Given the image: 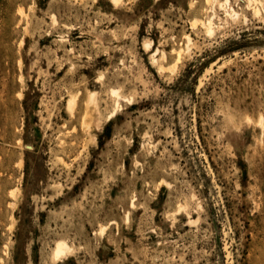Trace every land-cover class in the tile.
Returning <instances> with one entry per match:
<instances>
[{
  "label": "rangeland",
  "instance_id": "rangeland-1",
  "mask_svg": "<svg viewBox=\"0 0 264 264\" xmlns=\"http://www.w3.org/2000/svg\"><path fill=\"white\" fill-rule=\"evenodd\" d=\"M0 264H264V0H0Z\"/></svg>",
  "mask_w": 264,
  "mask_h": 264
},
{
  "label": "bare ground",
  "instance_id": "bare-ground-1",
  "mask_svg": "<svg viewBox=\"0 0 264 264\" xmlns=\"http://www.w3.org/2000/svg\"><path fill=\"white\" fill-rule=\"evenodd\" d=\"M115 3L118 1V0H113ZM213 1V0H212ZM255 1V0H254ZM258 1V0H257ZM253 2V1H252ZM119 3V2H118ZM261 3V2H260ZM227 6V5H226ZM256 8V7H255ZM256 13V12H255ZM209 22V21H208ZM197 23V22H196ZM209 27H210V24H209ZM208 27V28H209ZM210 31V30H209ZM212 31V30H211ZM188 38V37H187ZM189 41V40H188ZM188 41H186V42H188ZM189 43H190V41H189ZM186 44H188V43H186ZM187 48V47H186ZM187 50V49H186ZM189 50V49H188ZM180 51V50H179ZM180 52H182V51H180ZM178 54V53H177ZM161 58V57H160ZM178 58V57H177ZM162 66V65H161ZM165 67V66H164ZM160 68V67H159ZM162 69V68H161ZM120 92V91H119ZM118 92V93H119ZM121 94V93H120ZM93 98V96H91L90 97V99H92ZM122 98V97H121ZM94 100V99H93ZM117 100V99H116ZM67 105L69 106V107H72L73 106V97L71 98V99H69V101L67 102ZM88 105H89V103H88ZM87 106V105H86ZM96 107V106H95ZM117 107V106H116ZM86 110V109H85ZM88 110V109H87ZM115 111V110H114ZM92 112V111H91ZM86 113V112H85ZM89 114V113H88ZM85 115H87V114H85ZM90 116V115H89ZM84 117H86V116H84ZM91 117V116H90ZM89 118V117H88ZM87 118V119H88ZM93 120V119H92ZM85 121V120H84ZM91 121V120H90ZM89 121V122H90ZM86 122H87V120H86ZM261 122V121H260ZM91 123V122H90ZM89 128V127H88ZM89 131V130H88ZM16 191V190H15ZM14 193V192H13ZM13 195V194H12ZM14 197V196H13ZM182 209V208H181ZM183 210V209H182ZM178 213H179V211H178ZM192 224V223H191ZM105 231V230H104ZM103 234V233H102ZM100 235H101V233H100ZM68 251V246H67V244L65 243V242H63L62 240H60V241H58L57 243H56V247H55V251H54V256H55V258L56 257H58V258H60V256H63L64 254H66V252Z\"/></svg>",
  "mask_w": 264,
  "mask_h": 264
}]
</instances>
